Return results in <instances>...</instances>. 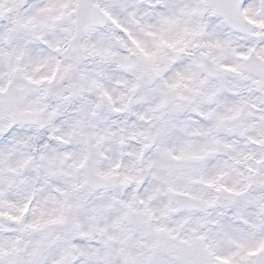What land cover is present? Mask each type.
Here are the masks:
<instances>
[{
  "label": "snow or ice",
  "instance_id": "6c2138e0",
  "mask_svg": "<svg viewBox=\"0 0 264 264\" xmlns=\"http://www.w3.org/2000/svg\"><path fill=\"white\" fill-rule=\"evenodd\" d=\"M0 264H264V0H0Z\"/></svg>",
  "mask_w": 264,
  "mask_h": 264
}]
</instances>
